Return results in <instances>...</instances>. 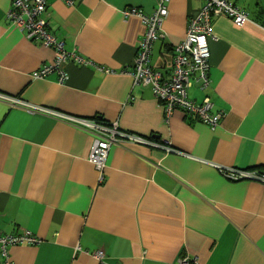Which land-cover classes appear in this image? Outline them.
<instances>
[{
  "label": "crops",
  "instance_id": "obj_1",
  "mask_svg": "<svg viewBox=\"0 0 264 264\" xmlns=\"http://www.w3.org/2000/svg\"><path fill=\"white\" fill-rule=\"evenodd\" d=\"M158 0H48L49 29L69 52L118 71H131L145 26L125 11L155 10ZM250 21L212 18L209 98L223 112L219 126L176 109L167 122L150 87L129 73L103 74L65 65L67 80L32 73L55 53L8 19L0 0V93L83 119L117 123L168 147L125 142L107 166L88 160L94 138L53 116L0 101V233L24 231L37 245L10 248L14 264H264V184L231 181L221 168L264 172V0H231ZM204 0H172L151 65L172 74L175 45L185 39ZM103 250L102 260L95 257Z\"/></svg>",
  "mask_w": 264,
  "mask_h": 264
},
{
  "label": "built area",
  "instance_id": "obj_2",
  "mask_svg": "<svg viewBox=\"0 0 264 264\" xmlns=\"http://www.w3.org/2000/svg\"><path fill=\"white\" fill-rule=\"evenodd\" d=\"M72 6L76 0H61ZM172 0H158L155 10L146 13L138 8L125 11L126 16H137L145 26V33L139 43L137 56L131 71L115 70L94 64L76 51L69 52L63 41L57 39L49 29L47 19L48 0H12V8L8 11L11 26L25 32L29 41L39 42L55 53L52 62L40 66L32 73L34 79H44L53 73L59 75V81L67 80L65 65L75 63L80 66L92 65L103 74L129 73L133 78L134 86L150 87L156 98L163 104L167 122L176 109L184 111L188 116L208 125L215 130L221 123L223 112L214 111L213 103L206 98L198 103L189 96V90L194 84H199L205 90L210 86V58L209 41L215 39L212 31V18L228 16L236 24L242 25L250 21L249 14L231 0H204V5L197 16L192 17L187 27L184 40L175 45L172 74L165 78L163 74L151 65L154 44L164 38L163 23L169 14V4ZM0 101L12 107L24 108L30 112H39L66 121L71 125L87 132L94 138L88 160L100 174H103L112 146L131 142L151 147H160L167 152L173 151L159 145L150 138H145L122 130L117 123L109 124L101 120L83 119L62 114L55 110L30 104L20 98L0 93ZM220 172L231 181L250 180L264 184V172L250 171L235 168H221ZM41 240L24 231L18 234L0 233V264H14L10 258V248L20 245H37ZM103 250L97 251L95 257L102 260ZM196 260L189 257L180 258L176 264H193Z\"/></svg>",
  "mask_w": 264,
  "mask_h": 264
}]
</instances>
